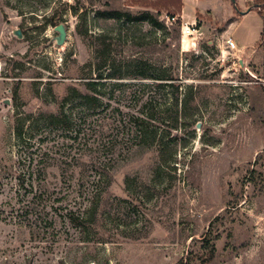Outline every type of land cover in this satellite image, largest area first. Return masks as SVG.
<instances>
[{"label": "rangeland", "instance_id": "obj_1", "mask_svg": "<svg viewBox=\"0 0 264 264\" xmlns=\"http://www.w3.org/2000/svg\"><path fill=\"white\" fill-rule=\"evenodd\" d=\"M143 1L0 0V264H264V41Z\"/></svg>", "mask_w": 264, "mask_h": 264}, {"label": "crops", "instance_id": "obj_2", "mask_svg": "<svg viewBox=\"0 0 264 264\" xmlns=\"http://www.w3.org/2000/svg\"><path fill=\"white\" fill-rule=\"evenodd\" d=\"M188 1L198 3L201 0H182L183 7L181 11L176 14V17L179 18L181 22L193 24L192 21L195 17L185 8V4ZM209 1L219 2V12L221 14L218 12V20L220 23H224V21L228 19H235V21L227 27V31L222 37L225 41L227 39L234 40L238 48L237 52L243 53L247 47H253L259 42L263 31V20L258 10L253 9L254 0H235L234 3H232L231 0ZM188 20H190V22H188Z\"/></svg>", "mask_w": 264, "mask_h": 264}, {"label": "trees", "instance_id": "obj_3", "mask_svg": "<svg viewBox=\"0 0 264 264\" xmlns=\"http://www.w3.org/2000/svg\"><path fill=\"white\" fill-rule=\"evenodd\" d=\"M143 3L147 6H151V7H154L156 9H163L165 10L169 17L173 18L176 16V14L178 12L181 11L182 9V0H156L154 2H148V1H143ZM260 8V10H259ZM253 9L255 10H258L259 14L261 15L262 17V20H263V31H262V34H261V41L263 42L264 41V0H254L253 2ZM101 15L103 17H106V18H109V19H119L121 20L122 18L125 19V21L129 24H136V23H144V22H151L152 23V26L156 27V28H160V29H163L165 28L164 26V22H160L159 19L158 20H155L154 17H161V14L160 12H157L156 14H152L150 12H145L143 14H141L140 16H132L130 13H125V12H121V11H118V10H110V11H105V12H102ZM177 24V27L178 29H181V21L180 19L177 20V22L175 23ZM102 67H105V66H100L99 67V70L102 69ZM117 78H121V76H115ZM143 78L145 76H142ZM98 79H102V75L99 76ZM157 81H164L166 79L165 76H159L157 78H155ZM96 84L95 83H92V82H87L85 84V87L86 89L89 91V92H92L94 91V88ZM83 99L84 100H90V99H94L93 97H91L90 95H84L83 96ZM63 115V114H62ZM146 123V122H145ZM207 243V249H209V253H210V257L211 259L214 258L215 256V248L214 247H211V242L210 240H206L205 241Z\"/></svg>", "mask_w": 264, "mask_h": 264}, {"label": "built area", "instance_id": "obj_4", "mask_svg": "<svg viewBox=\"0 0 264 264\" xmlns=\"http://www.w3.org/2000/svg\"><path fill=\"white\" fill-rule=\"evenodd\" d=\"M166 19H167V23H170L171 25L173 23H176L177 20H179V18H177L176 16L173 18L166 16ZM181 34H182L183 41L190 40L192 46H196L197 41L201 39L202 37V34L197 29L196 24H188L184 22H181ZM225 45L230 51H233V52L238 51L237 45L232 39H227L225 41Z\"/></svg>", "mask_w": 264, "mask_h": 264}, {"label": "water", "instance_id": "obj_5", "mask_svg": "<svg viewBox=\"0 0 264 264\" xmlns=\"http://www.w3.org/2000/svg\"><path fill=\"white\" fill-rule=\"evenodd\" d=\"M232 3L235 2V0H231ZM55 32L58 34V36L55 38L54 42L56 46L63 47L67 42V29L64 25H59L55 29ZM15 36H17L19 39L22 38V34L19 30H15L14 32ZM243 65V63H241ZM200 126H198L199 128Z\"/></svg>", "mask_w": 264, "mask_h": 264}]
</instances>
